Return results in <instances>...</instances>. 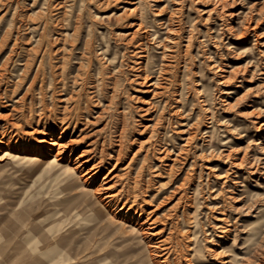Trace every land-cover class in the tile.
Segmentation results:
<instances>
[{
  "label": "rangeland",
  "instance_id": "374dc122",
  "mask_svg": "<svg viewBox=\"0 0 264 264\" xmlns=\"http://www.w3.org/2000/svg\"><path fill=\"white\" fill-rule=\"evenodd\" d=\"M0 134V247L65 228V174L3 156L57 138L167 264H264V0H0Z\"/></svg>",
  "mask_w": 264,
  "mask_h": 264
},
{
  "label": "bare ground",
  "instance_id": "6f19581e",
  "mask_svg": "<svg viewBox=\"0 0 264 264\" xmlns=\"http://www.w3.org/2000/svg\"><path fill=\"white\" fill-rule=\"evenodd\" d=\"M151 83L153 84V82ZM3 138H0V152H3L4 145L8 144ZM48 143L51 148L57 147V153L50 158L41 159L29 155H14L9 151H6L3 156L15 157L21 162L54 167L56 171L65 174L62 181L65 187L71 191V196L62 211L68 215L67 223L58 224V226H63L66 223L64 230L60 231L59 229L58 233H52L50 236H38L35 235L37 233L35 230L40 227L41 223L36 219L25 222L15 232L22 231L21 229L25 230L16 233V235H9L7 246L0 247V254L3 255L5 263L19 260L21 264H167L166 258L162 259L163 253H159L160 250H169V247L164 245L166 239L152 241L154 235L162 230L150 231L149 225L146 226L147 221H138L140 218L135 219V215L133 223H136L138 227L129 226L131 220H127V217L132 206L130 205L126 209L128 213L124 214L120 213L125 205L121 208L117 206L121 190L114 193L108 192L98 198L93 190L81 181L80 178L83 176L91 174L89 177L93 178L96 174L92 171V166L83 171V167L88 166L89 160H78V158L82 157L84 152L75 159L73 166L70 165L72 158L71 156L66 157L65 149H63L64 144L60 139L51 138ZM122 152L121 149L118 150L117 159L120 158ZM64 159L69 164H62L61 161ZM77 169H82L81 176L80 174L78 176ZM106 187L111 188L112 185ZM131 193L132 196H136L133 195L134 191L129 192V194ZM124 202L126 203V201ZM110 204L116 206L111 211L107 209ZM91 207H95L93 213L98 214L97 223H93L90 228H81L79 216L87 213L94 215L90 213ZM91 217L93 218V216ZM10 231L7 233L10 234ZM194 248L192 256H200L199 248Z\"/></svg>",
  "mask_w": 264,
  "mask_h": 264
}]
</instances>
